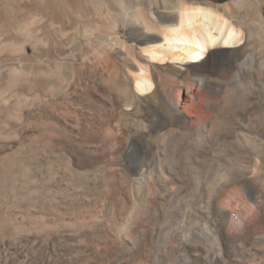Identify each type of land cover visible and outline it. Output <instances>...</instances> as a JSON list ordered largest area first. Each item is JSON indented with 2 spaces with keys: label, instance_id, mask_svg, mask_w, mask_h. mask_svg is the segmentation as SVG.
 <instances>
[{
  "label": "bare ground",
  "instance_id": "1",
  "mask_svg": "<svg viewBox=\"0 0 264 264\" xmlns=\"http://www.w3.org/2000/svg\"><path fill=\"white\" fill-rule=\"evenodd\" d=\"M120 2L74 0L71 9L60 0L0 5V113H7L0 124L23 122L32 112L41 176L99 177L113 162L137 195L150 186L169 188L157 201L172 208L159 210L167 218L154 234L191 223L177 245L180 256L203 252L208 261L223 259L234 248L223 238L230 206L215 205V195L229 184L248 200L264 193V2L132 0L130 17ZM22 91L30 95L23 101ZM112 118L123 129V149L113 160L78 167L87 155L71 154L70 147L84 137L105 144L108 138L96 127ZM84 120L95 127L87 136ZM132 208L133 232L143 214ZM204 214L210 223H195ZM257 237L264 245V230ZM191 238L203 251L190 248Z\"/></svg>",
  "mask_w": 264,
  "mask_h": 264
},
{
  "label": "rangeland",
  "instance_id": "2",
  "mask_svg": "<svg viewBox=\"0 0 264 264\" xmlns=\"http://www.w3.org/2000/svg\"><path fill=\"white\" fill-rule=\"evenodd\" d=\"M22 1L31 0H1L0 5L8 8L14 2ZM131 1L124 0L119 4L122 12L129 17ZM205 1L222 5L231 0ZM60 2L71 9L70 5L74 0H60ZM261 9L264 12V4ZM96 19L105 23L104 17L99 14ZM119 35L127 44L133 43L124 33L121 32ZM17 37L20 38L19 35ZM7 61L20 60L17 56H8ZM26 65L30 66L31 63L28 62ZM178 89H175L177 90L174 94L175 102L177 97L181 96ZM199 90L201 92L198 93L201 95L203 91L201 88ZM27 96L30 95L22 91L19 98L23 101V97ZM97 101L99 109L102 110L103 101L100 97ZM0 102V107H4L3 102L1 100ZM82 104L85 106L87 102L82 100ZM184 109L187 115L191 116V107L187 105ZM6 114L0 113V119L5 118ZM32 118V112L28 111L23 122L7 126L0 124V264H264V251H262L264 245L257 237L264 230V193L248 200L241 191L232 188V184L219 191L215 195L216 198L214 197V204L227 209L230 206L227 210L228 215L224 218L227 226H224L223 238L227 243H233L234 248L230 254L224 256V260L219 258L208 261L203 252L201 255L189 253L183 258L179 254L177 245L179 246L184 236L190 232L188 226L191 227V223L186 224L182 229L165 230L161 236L154 234V228L167 218L160 214L159 210L169 211L172 208L166 200H161L162 204L157 201L162 192L165 198L168 197L169 188L150 186V189L149 187L142 189L137 195L131 190V185L123 181L113 162L106 163L105 173L99 177L74 176L67 173L57 178L39 175L34 163L36 131L31 124ZM192 118L197 123L198 120L194 115ZM75 121L79 120L75 118ZM92 129L95 127H89L87 120L81 121V132L84 135H89ZM96 129L102 130L108 141L98 146L97 143L84 137L81 143L72 145L71 154L77 152L87 155L83 160L78 159L76 163L78 167H93L99 162L105 163L111 158L113 160L114 156L123 149L124 142L121 137L123 129L115 119L97 124ZM79 181L82 183L79 184ZM100 181L101 183L98 184ZM75 187L78 189H74ZM151 189L157 191L153 192ZM76 193L79 194L78 197ZM153 193L157 195L152 196ZM142 201L144 204L141 203ZM153 201L155 205L150 204ZM133 205L141 208L143 219H140L137 230L132 232ZM43 206L44 208H41ZM38 209L43 212L38 214ZM195 223L210 222L204 214ZM233 238L235 241H232ZM190 240L193 242L190 248L203 251L200 245L197 246L200 243L195 238ZM192 258L197 259L199 263H194Z\"/></svg>",
  "mask_w": 264,
  "mask_h": 264
}]
</instances>
